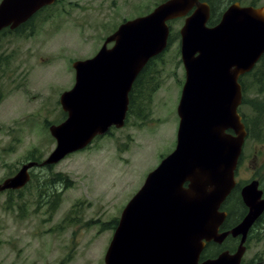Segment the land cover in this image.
<instances>
[{"label":"rangeland","instance_id":"374dc122","mask_svg":"<svg viewBox=\"0 0 264 264\" xmlns=\"http://www.w3.org/2000/svg\"><path fill=\"white\" fill-rule=\"evenodd\" d=\"M162 1L61 0L30 27L0 34V178L32 157L44 159L55 148L49 126L65 118L60 96L75 83L74 61L94 56L123 21L147 14ZM240 2L264 6V0ZM184 22V17L171 21V42L135 84L136 101L122 127L97 135L49 169L33 170L22 193L8 194L24 205L19 218L9 212L13 208L0 207V264H105L126 204L176 147L177 107L185 81L180 49ZM261 63L255 69H262L263 76ZM243 80L248 94L241 109L252 122L239 170L246 180L264 154V116L255 121L261 116L257 118L251 102L263 98L264 83L249 74ZM59 173L66 177L59 180ZM259 226L245 243L246 261H264V224Z\"/></svg>","mask_w":264,"mask_h":264},{"label":"water","instance_id":"95a60500","mask_svg":"<svg viewBox=\"0 0 264 264\" xmlns=\"http://www.w3.org/2000/svg\"><path fill=\"white\" fill-rule=\"evenodd\" d=\"M56 0H2L0 31L16 28ZM180 29L186 81L177 107L175 149L151 170L122 211L105 264H241L248 233L264 211L263 191L254 180L241 189L248 213L230 231L219 232L221 204L236 186L235 171L247 135L238 107L241 75L264 54V6L230 4L209 25L206 0H165L145 15L123 21L93 56L75 60V83L62 92L67 117L50 125L56 146L43 161L30 160L0 190L18 189L30 169L54 165L85 148L94 137L125 124L132 85L148 61L169 44L170 20ZM110 42H114L108 47ZM232 128L234 134L226 133ZM188 181L189 186L183 184ZM241 235L236 250L200 261L205 241Z\"/></svg>","mask_w":264,"mask_h":264},{"label":"flooded vegetation","instance_id":"af4514ba","mask_svg":"<svg viewBox=\"0 0 264 264\" xmlns=\"http://www.w3.org/2000/svg\"><path fill=\"white\" fill-rule=\"evenodd\" d=\"M60 1L61 0H56L52 5H47V6L43 7L36 14L31 16L27 21L20 24L16 28L12 29L9 26V27H6L5 29L16 31V30H19L20 28L30 27L32 21L34 19H36V17L38 15H40L43 12V10L44 11L47 10L49 7L55 5L56 3L58 4ZM140 73H142V71ZM247 74L242 75L239 78V82L242 86L243 100H242V103L238 107V112L242 117V122L244 123L245 129L247 131V135H246L245 142L243 145V151H242V154L239 158L238 166H237V169L235 171L236 186L231 191V193L227 196V198L223 201V203L221 204V207H220L221 211L226 212V217H225V220L219 229V232L230 231L248 213L249 207L245 204V202L242 198V194H241V189L246 184L250 183L251 181L257 180L259 189H261L263 191L262 198H264V154L262 156V161L260 162V164L253 168L254 169L253 175H251L246 180H244V178H242V177H239V170L241 169V164L243 161H245L244 157L246 154L247 141H248V139H250V135L252 133V122H250V120L248 119L245 111L241 109V107H243L245 104H247L246 97L248 94V89H247V86H246L247 84H246L245 80H243V77L246 76ZM139 77H140V75H138V77L134 81L132 91L136 87V85L139 83L137 81ZM185 81H186V75H185ZM185 81L183 82V86L185 84ZM183 86H182V90H183ZM182 90H181V93H182ZM132 91H131V93H132ZM130 97H131V95H130ZM66 117H67V113L65 115V118ZM225 131L228 134H232V135L234 134V130L232 128H228ZM255 155L259 156V153L256 152ZM44 159L37 160V161L41 162ZM30 160H34V159H30ZM51 167L52 166H50V165H45V166L38 165V166L31 168L30 169V180H29V182L31 181V179H33V176H34L33 170H36V169L46 170V169H49ZM19 169H17V171L12 173V174H9L5 177H1L0 178V185L7 178H10V177H13L14 175H16V173L19 171ZM51 181L53 182V179ZM26 185H24L23 187L18 188V189L8 188L5 190H0V207H2V206L6 207L8 211L11 210V208H13V210L9 211V212H11L13 214H17V218H19L20 209L23 207L24 204L22 201L15 202L14 200L9 199L7 196H8V194L13 193V192H20L21 191L20 193H22L26 189L25 188ZM183 186L185 188H187L189 186V182L186 181L183 184ZM235 194H237V195H235ZM4 196H6V197H4ZM11 203H14V204H11ZM263 214H264V211H263L262 215L254 222L253 226L249 230L248 237H250L252 234H254L258 230V227H260L259 225L262 223L261 217L263 216ZM241 238H242V236H240V235L239 236H233L232 233H230L228 236H226V238L224 240H222V242H218V241H215L213 239L210 241H205V246H204V248L200 254V261L208 259V258H215L221 252L226 251V250H229L231 253L234 252L236 250V248L239 246V244L241 242ZM234 246H235V248H234ZM247 263L248 264H264V261L262 259H258V258H254V257L250 261H246V259L244 258V255H243L241 264H247ZM46 264H48V263H46Z\"/></svg>","mask_w":264,"mask_h":264},{"label":"trees","instance_id":"16d2710c","mask_svg":"<svg viewBox=\"0 0 264 264\" xmlns=\"http://www.w3.org/2000/svg\"><path fill=\"white\" fill-rule=\"evenodd\" d=\"M206 1H208L209 4H210V6H211V18H210V20H209L208 23L210 25H214L215 23H217L219 21V18L221 16L223 10L230 3L234 2V1H242V0H225V2L223 4H225V3H227V4L224 6V8H222V10H220L221 7L219 6V4H220V2H222L224 0H206ZM251 4L252 5H255L254 2H251ZM11 31L12 30L4 29L2 32H0V34H3L4 32L5 33L6 32H11ZM170 42H171V36H170V39H169V44H170ZM153 60H154V58L151 59L148 62V64H146L145 68L142 70V73L139 74L140 77L138 78V82H140V80L142 79V77L150 71L152 65L154 64V61ZM259 62H262V63L264 62V54L261 57V59H260ZM254 69L252 71H250L248 74L252 76V78L254 79V81L258 82L259 84H263L264 83V75L262 76V69H255V70ZM261 93H264V89L261 90ZM132 94L133 93H130V95H131V97H130V107L133 108V106L135 104V101H136L135 100L136 98ZM251 102H252L254 108L256 109V112H258L260 114V115L259 114L257 115V118L261 116L260 118H258L257 120H255V121L258 122L259 119L261 120L263 118V116H264V96H263V98L252 99ZM32 159L37 160L36 157H32ZM57 176L59 177V180H62V179H64V177H66V176H64L61 173L57 174ZM69 183H70V181L67 178L66 184L69 185ZM261 218H262V223L261 224H264V214H263V216Z\"/></svg>","mask_w":264,"mask_h":264}]
</instances>
